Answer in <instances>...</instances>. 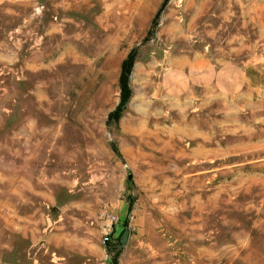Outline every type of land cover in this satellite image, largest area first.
<instances>
[{
    "label": "rangeland",
    "instance_id": "1",
    "mask_svg": "<svg viewBox=\"0 0 264 264\" xmlns=\"http://www.w3.org/2000/svg\"><path fill=\"white\" fill-rule=\"evenodd\" d=\"M115 261L264 264V0H0V264Z\"/></svg>",
    "mask_w": 264,
    "mask_h": 264
},
{
    "label": "trees",
    "instance_id": "2",
    "mask_svg": "<svg viewBox=\"0 0 264 264\" xmlns=\"http://www.w3.org/2000/svg\"><path fill=\"white\" fill-rule=\"evenodd\" d=\"M135 54H136L135 52L131 53L122 66V72L120 77L121 101L117 110L110 116V118L114 119L115 121H118L121 118L122 113L125 110V107L128 104L131 97L129 81H130V74L132 72V68L136 59ZM115 264H117L116 261Z\"/></svg>",
    "mask_w": 264,
    "mask_h": 264
},
{
    "label": "built area",
    "instance_id": "3",
    "mask_svg": "<svg viewBox=\"0 0 264 264\" xmlns=\"http://www.w3.org/2000/svg\"><path fill=\"white\" fill-rule=\"evenodd\" d=\"M113 220L115 221V220H116V218H114V217H113ZM110 239H111V238H110V236H109V235L105 237V241H110Z\"/></svg>",
    "mask_w": 264,
    "mask_h": 264
},
{
    "label": "crops",
    "instance_id": "4",
    "mask_svg": "<svg viewBox=\"0 0 264 264\" xmlns=\"http://www.w3.org/2000/svg\"><path fill=\"white\" fill-rule=\"evenodd\" d=\"M159 1H161V0H158V2H159ZM249 78H250V77H249ZM250 80H252V79L250 78ZM254 82H256V81H254ZM256 84H257V83H256ZM256 86H259V85H256Z\"/></svg>",
    "mask_w": 264,
    "mask_h": 264
}]
</instances>
